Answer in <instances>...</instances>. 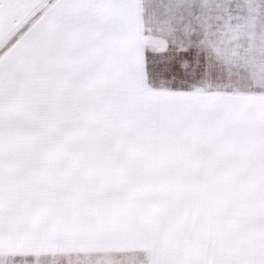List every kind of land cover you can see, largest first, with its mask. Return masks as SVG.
<instances>
[{
    "label": "snow or ice",
    "instance_id": "obj_1",
    "mask_svg": "<svg viewBox=\"0 0 264 264\" xmlns=\"http://www.w3.org/2000/svg\"><path fill=\"white\" fill-rule=\"evenodd\" d=\"M0 264H264V0H0Z\"/></svg>",
    "mask_w": 264,
    "mask_h": 264
}]
</instances>
